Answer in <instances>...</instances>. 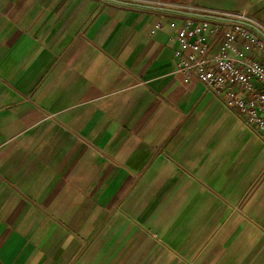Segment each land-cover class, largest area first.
Wrapping results in <instances>:
<instances>
[{
	"label": "crops",
	"instance_id": "1",
	"mask_svg": "<svg viewBox=\"0 0 264 264\" xmlns=\"http://www.w3.org/2000/svg\"><path fill=\"white\" fill-rule=\"evenodd\" d=\"M185 17L0 0V264H264V143L178 70Z\"/></svg>",
	"mask_w": 264,
	"mask_h": 264
},
{
	"label": "built area",
	"instance_id": "2",
	"mask_svg": "<svg viewBox=\"0 0 264 264\" xmlns=\"http://www.w3.org/2000/svg\"><path fill=\"white\" fill-rule=\"evenodd\" d=\"M167 5L193 13L185 14V22L177 33L178 70L186 77L194 76L216 96L225 92V106L264 143V90L256 87V82L264 87V61L248 56L240 47L244 42L264 54V38L243 24L248 21L256 25L254 20L244 12ZM212 37L222 38L216 53L212 50Z\"/></svg>",
	"mask_w": 264,
	"mask_h": 264
},
{
	"label": "water",
	"instance_id": "3",
	"mask_svg": "<svg viewBox=\"0 0 264 264\" xmlns=\"http://www.w3.org/2000/svg\"><path fill=\"white\" fill-rule=\"evenodd\" d=\"M107 1H111V2H114V3H117V4H121V5H132V6H135V7H143V8H148V9H152V10H162V11H167V12H174V13H179V14H182V15H185V14H188V15H192L193 13L189 12V11H181V10H178V9H175V8H167V7H163V6H159V5H154V3H135V2H129V1H123V0H107ZM243 24H246L248 25L249 27H251L254 31H256L258 34H261V36L264 38V30L262 28L261 25L257 26V25H254L248 21H245L243 22Z\"/></svg>",
	"mask_w": 264,
	"mask_h": 264
},
{
	"label": "bare ground",
	"instance_id": "4",
	"mask_svg": "<svg viewBox=\"0 0 264 264\" xmlns=\"http://www.w3.org/2000/svg\"><path fill=\"white\" fill-rule=\"evenodd\" d=\"M255 23V22H254ZM257 26H259V24H257V23H255ZM263 28V27H262ZM263 30H264V28H263Z\"/></svg>",
	"mask_w": 264,
	"mask_h": 264
}]
</instances>
